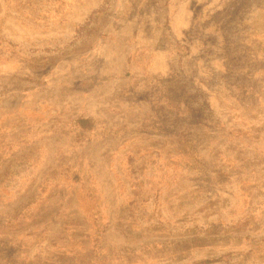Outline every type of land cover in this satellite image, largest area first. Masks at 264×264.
I'll return each mask as SVG.
<instances>
[{
  "label": "rangeland",
  "instance_id": "obj_1",
  "mask_svg": "<svg viewBox=\"0 0 264 264\" xmlns=\"http://www.w3.org/2000/svg\"><path fill=\"white\" fill-rule=\"evenodd\" d=\"M0 264H264V0H0Z\"/></svg>",
  "mask_w": 264,
  "mask_h": 264
},
{
  "label": "trees",
  "instance_id": "obj_2",
  "mask_svg": "<svg viewBox=\"0 0 264 264\" xmlns=\"http://www.w3.org/2000/svg\"><path fill=\"white\" fill-rule=\"evenodd\" d=\"M84 125H86V123L88 122L86 119L81 121Z\"/></svg>",
  "mask_w": 264,
  "mask_h": 264
}]
</instances>
